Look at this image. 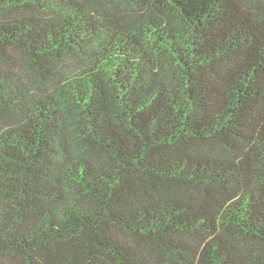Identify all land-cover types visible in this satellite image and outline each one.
I'll list each match as a JSON object with an SVG mask.
<instances>
[{
	"label": "trees",
	"instance_id": "1",
	"mask_svg": "<svg viewBox=\"0 0 264 264\" xmlns=\"http://www.w3.org/2000/svg\"><path fill=\"white\" fill-rule=\"evenodd\" d=\"M0 264H264V0H0Z\"/></svg>",
	"mask_w": 264,
	"mask_h": 264
}]
</instances>
